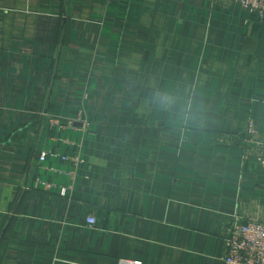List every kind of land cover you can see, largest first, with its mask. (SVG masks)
<instances>
[{"label": "crops", "instance_id": "crops-1", "mask_svg": "<svg viewBox=\"0 0 264 264\" xmlns=\"http://www.w3.org/2000/svg\"><path fill=\"white\" fill-rule=\"evenodd\" d=\"M248 120L263 140L238 4L0 0V264H223L226 224L264 219Z\"/></svg>", "mask_w": 264, "mask_h": 264}, {"label": "built area", "instance_id": "built-area-1", "mask_svg": "<svg viewBox=\"0 0 264 264\" xmlns=\"http://www.w3.org/2000/svg\"><path fill=\"white\" fill-rule=\"evenodd\" d=\"M226 1L238 4L260 21L264 20V0ZM244 133L248 143L255 144L261 150L259 158L264 164V139L257 138L256 127L252 120L247 121L244 126ZM39 158L44 161L46 154L41 153ZM40 184L46 190H50L52 187L48 183L41 182H38L36 186L38 187ZM60 193L63 195L64 190L61 189ZM87 223L89 226H93L95 220L88 219ZM223 242L225 250L223 264H264V219H260L258 215H244L240 218L235 216L233 220L226 224Z\"/></svg>", "mask_w": 264, "mask_h": 264}, {"label": "clouds", "instance_id": "clouds-1", "mask_svg": "<svg viewBox=\"0 0 264 264\" xmlns=\"http://www.w3.org/2000/svg\"><path fill=\"white\" fill-rule=\"evenodd\" d=\"M165 102V98L163 97V96H160L159 98H158V104H163ZM172 101L171 100H169L168 101V103L170 104Z\"/></svg>", "mask_w": 264, "mask_h": 264}]
</instances>
